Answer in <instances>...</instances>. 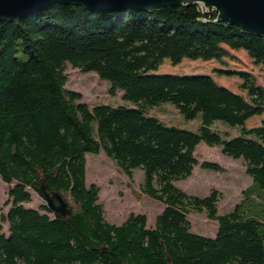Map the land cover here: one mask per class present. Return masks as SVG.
<instances>
[{"label":"trees","instance_id":"16d2710c","mask_svg":"<svg viewBox=\"0 0 264 264\" xmlns=\"http://www.w3.org/2000/svg\"><path fill=\"white\" fill-rule=\"evenodd\" d=\"M228 48L264 64V34L198 3L124 12L50 3L0 20V177L10 205L0 219V264H264V122L246 126L264 113V86L245 70L218 68L239 74L246 96L210 73L154 71L165 58L222 61ZM68 63L96 71L123 101H83L66 87ZM162 102L185 119L200 115L199 130L148 113ZM201 141L241 157L252 177L243 201L225 213L217 190L201 197L175 184L199 163ZM101 152L129 175L144 171V193L164 203L155 226L142 212L120 224L106 219L99 185L86 180L87 154ZM43 182L68 201V215L47 201L25 205L33 192L44 198ZM190 209L217 220L215 236L192 230Z\"/></svg>","mask_w":264,"mask_h":264},{"label":"rangeland","instance_id":"374dc122","mask_svg":"<svg viewBox=\"0 0 264 264\" xmlns=\"http://www.w3.org/2000/svg\"><path fill=\"white\" fill-rule=\"evenodd\" d=\"M228 50V55L222 61L185 57L175 65L169 58H165L159 68L154 71L182 74L210 73L220 84L246 96L247 92L241 88L243 78L239 74L221 73L218 68L234 71L245 70L253 74L257 84L264 86V64L255 63L244 49L228 48ZM66 72L68 75L66 87L81 92L82 100L90 105L98 101L110 104H119L123 101L121 96L123 91L119 90L115 95H111L109 80L101 79L96 71H81L68 63ZM148 113L160 117L167 124L179 125L195 131L199 130L201 124L200 115L193 119H185L176 105L171 102H162L159 106L149 108ZM263 122L264 113L247 120L246 126L250 127ZM216 126L225 127L222 123ZM229 130L231 133L237 132V128H229ZM195 153L199 163L194 166L192 174L175 181V184L188 193L201 197L210 194L212 190H217L219 213L232 210L237 203L243 201L244 190L250 185L252 179L246 172L244 160L241 157L235 158L224 153L219 145H210L205 141L197 145ZM203 160L218 162L223 169L204 168L200 165ZM144 177V171L140 168H135L132 175L127 174L114 158L107 156L104 152L87 154V183L95 182L99 185L100 198L98 201L104 206L106 219L112 223H122L131 212H142L148 217V226H155L157 215L162 212L164 203L144 193L142 187ZM7 191L8 184L0 177V219L7 214L10 207L6 204ZM43 203H46V200L33 192L32 200L26 202L25 205L39 208ZM188 217L193 231L208 236L216 235L218 222L208 217L205 210L190 209ZM7 227L5 223L4 228Z\"/></svg>","mask_w":264,"mask_h":264},{"label":"water","instance_id":"95a60500","mask_svg":"<svg viewBox=\"0 0 264 264\" xmlns=\"http://www.w3.org/2000/svg\"><path fill=\"white\" fill-rule=\"evenodd\" d=\"M50 3L76 4L90 11L107 9L118 12L198 3L205 9H215L220 20L264 34V0H0V20L26 16ZM41 189L53 212L61 216L70 213L68 201L60 193L48 191L44 182Z\"/></svg>","mask_w":264,"mask_h":264}]
</instances>
